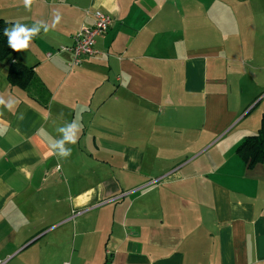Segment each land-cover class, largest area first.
Wrapping results in <instances>:
<instances>
[{
	"label": "crops",
	"instance_id": "0c3cea01",
	"mask_svg": "<svg viewBox=\"0 0 264 264\" xmlns=\"http://www.w3.org/2000/svg\"><path fill=\"white\" fill-rule=\"evenodd\" d=\"M95 10L111 25L71 66L57 49ZM0 17L40 28L0 62V264H264V160L235 152L264 115V0H0Z\"/></svg>",
	"mask_w": 264,
	"mask_h": 264
},
{
	"label": "trees",
	"instance_id": "16d2710c",
	"mask_svg": "<svg viewBox=\"0 0 264 264\" xmlns=\"http://www.w3.org/2000/svg\"><path fill=\"white\" fill-rule=\"evenodd\" d=\"M10 25L9 21L0 17V62L10 59L18 51L8 46L4 29ZM33 78V67L20 62H11L7 68L6 79L12 87L26 89ZM235 152L248 168L264 160V115L260 119V126L255 134L247 135L236 146Z\"/></svg>",
	"mask_w": 264,
	"mask_h": 264
},
{
	"label": "clouds",
	"instance_id": "9594fccd",
	"mask_svg": "<svg viewBox=\"0 0 264 264\" xmlns=\"http://www.w3.org/2000/svg\"><path fill=\"white\" fill-rule=\"evenodd\" d=\"M32 0H24V5L26 8L30 7ZM59 21V16H57V22ZM40 32V28L35 24L31 27L24 25L22 23H15L11 28L4 29V35L7 37L8 46L14 51L25 50L29 47L32 38ZM16 101L13 98H9L5 101L2 97H0V105H4L5 107L11 109L15 105ZM75 124L67 129H60L63 133V140L58 142V145L61 148V155L66 157L70 155V149H63V144L67 143H75L76 135H75Z\"/></svg>",
	"mask_w": 264,
	"mask_h": 264
},
{
	"label": "built area",
	"instance_id": "2783aa9c",
	"mask_svg": "<svg viewBox=\"0 0 264 264\" xmlns=\"http://www.w3.org/2000/svg\"><path fill=\"white\" fill-rule=\"evenodd\" d=\"M93 17L94 23L90 26H81L74 35L73 44L71 46H62L57 49L71 52V66L79 65L83 57L91 56L96 52L94 48L96 37L106 32L111 25L112 19L110 15L101 10H95L93 12ZM48 56H50V54H48Z\"/></svg>",
	"mask_w": 264,
	"mask_h": 264
}]
</instances>
